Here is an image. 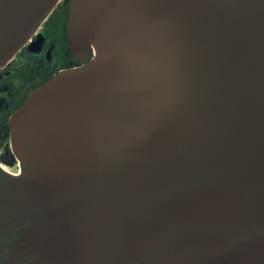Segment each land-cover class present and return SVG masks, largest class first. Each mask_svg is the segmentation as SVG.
I'll use <instances>...</instances> for the list:
<instances>
[{
	"label": "water",
	"instance_id": "water-1",
	"mask_svg": "<svg viewBox=\"0 0 264 264\" xmlns=\"http://www.w3.org/2000/svg\"><path fill=\"white\" fill-rule=\"evenodd\" d=\"M61 0H0V71ZM83 66L30 90L0 167V264H264V0H69Z\"/></svg>",
	"mask_w": 264,
	"mask_h": 264
},
{
	"label": "flooded vegetation",
	"instance_id": "flooded-vegetation-1",
	"mask_svg": "<svg viewBox=\"0 0 264 264\" xmlns=\"http://www.w3.org/2000/svg\"><path fill=\"white\" fill-rule=\"evenodd\" d=\"M68 11L69 0H61L28 44L0 71V145L9 144V119L30 90L61 72L83 66L68 46ZM2 149L0 160L12 162L9 147Z\"/></svg>",
	"mask_w": 264,
	"mask_h": 264
},
{
	"label": "rangeland",
	"instance_id": "rangeland-1",
	"mask_svg": "<svg viewBox=\"0 0 264 264\" xmlns=\"http://www.w3.org/2000/svg\"><path fill=\"white\" fill-rule=\"evenodd\" d=\"M7 143V142H6ZM6 143H3L2 145H0V158L2 157V156H4V151H3V149L2 148H4L5 146L7 147H9V152L11 153V151H10V142H9V144H6ZM11 155H12V153H11ZM13 157V156H12ZM0 164H2L3 166H5V167H7V168H10V169H15V168H17V165L20 167V165L17 163V162H15L14 164L10 161V162H5V161H1L0 160Z\"/></svg>",
	"mask_w": 264,
	"mask_h": 264
},
{
	"label": "bare ground",
	"instance_id": "bare-ground-1",
	"mask_svg": "<svg viewBox=\"0 0 264 264\" xmlns=\"http://www.w3.org/2000/svg\"><path fill=\"white\" fill-rule=\"evenodd\" d=\"M17 163L20 165V167L17 165V168H15V169L7 168V167L3 166L2 164H0V167H1L4 171H6L8 174L16 175V174L19 173V171H20L21 168H22V163H21L20 161H18Z\"/></svg>",
	"mask_w": 264,
	"mask_h": 264
}]
</instances>
